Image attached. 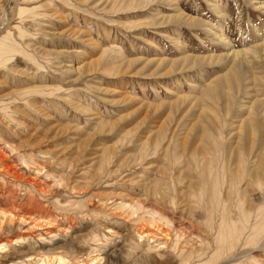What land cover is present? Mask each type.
Wrapping results in <instances>:
<instances>
[{
    "label": "rangeland",
    "instance_id": "374dc122",
    "mask_svg": "<svg viewBox=\"0 0 264 264\" xmlns=\"http://www.w3.org/2000/svg\"><path fill=\"white\" fill-rule=\"evenodd\" d=\"M262 43L259 0H0V264H264Z\"/></svg>",
    "mask_w": 264,
    "mask_h": 264
},
{
    "label": "bare ground",
    "instance_id": "6f19581e",
    "mask_svg": "<svg viewBox=\"0 0 264 264\" xmlns=\"http://www.w3.org/2000/svg\"><path fill=\"white\" fill-rule=\"evenodd\" d=\"M259 5L261 8L264 9V0H259ZM5 9V8H4ZM4 9H2V17L4 19ZM29 9H25V8H20L18 9V14H24L26 12H28ZM7 19V18H6ZM177 19H181L183 21H185V23H188V25H193L195 24V20L193 19H189L183 15H179L178 17H175L173 18L174 21L178 22ZM220 39V38H218ZM221 41V40H220ZM264 50V43L260 44V45H257L253 50H244V51H238V52H235L233 51V53H230L229 51V54H227L226 56H224L223 58H228L230 57L231 59H234V61H237V62H240V61H245L246 58H248L249 56H255L256 53H259L260 51H263ZM14 50L6 45H3L0 47V61H2V63L5 64V62L7 61L6 57L9 55V53H12ZM264 56V53L262 55V57ZM189 60H194L195 62L196 61H203V58H191V57H188ZM187 98L184 97V98H181V101H184L186 100ZM2 173V172H0ZM3 174V173H2ZM6 174V173H5ZM9 175V173H8ZM42 192V191H41ZM15 211L13 210H8L6 209L5 211H0V228L2 227L3 224L2 221L4 222V224L7 225L6 222H8V224H10V222L13 220L11 217H13L15 215L14 213ZM22 215H19L18 213L16 214V218L21 222V220H24L23 218H21ZM15 218V219H16ZM151 218V217H150ZM153 219V218H152ZM155 219V218H154ZM7 220V221H6ZM6 221V222H5ZM14 221V220H13ZM12 221V222H13ZM157 220H155L156 222ZM158 222V221H157ZM165 224V223H164ZM231 236V235H229ZM228 237V236H226ZM220 238V237H219ZM238 239V234H233L231 237H230V240H237ZM237 242V241H235ZM252 242V241H251ZM229 244H232V243H229ZM228 244V245H229ZM228 248H231V245L230 247L228 246ZM219 249V248H218ZM223 249V248H221ZM231 250V249H230ZM229 251V249H228ZM224 252V251H223ZM217 253V251H216ZM227 253V252H226ZM219 254V253H218ZM214 258V257H213ZM211 259V258H210ZM96 259H93L91 260L90 262L93 263ZM40 262L41 264H53V263H57V264H67V261L65 260L64 257L62 256H54V257H44L42 259H40Z\"/></svg>",
    "mask_w": 264,
    "mask_h": 264
}]
</instances>
